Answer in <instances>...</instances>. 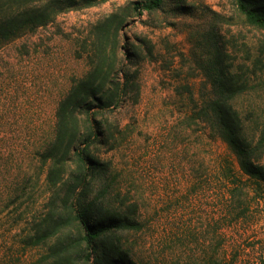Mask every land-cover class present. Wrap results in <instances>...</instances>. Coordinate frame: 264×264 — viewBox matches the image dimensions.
Masks as SVG:
<instances>
[{"label": "rangeland", "instance_id": "1", "mask_svg": "<svg viewBox=\"0 0 264 264\" xmlns=\"http://www.w3.org/2000/svg\"><path fill=\"white\" fill-rule=\"evenodd\" d=\"M135 1L64 12L0 47V264H42L45 246L20 242L25 219L46 209L50 193L36 149L52 136L58 101L90 68L96 25ZM178 1L142 15L128 10L119 29V58L127 39L128 48L150 40L153 54L136 56V88L98 114L115 145L96 144L107 167L92 178L90 196L138 205L141 228L116 234L135 264H264V183L241 171L199 115L211 87L203 33L217 30L239 63L257 55L264 27L248 24L235 0ZM247 98L264 104V87L240 101ZM2 183L18 185V196H6Z\"/></svg>", "mask_w": 264, "mask_h": 264}, {"label": "trees", "instance_id": "2", "mask_svg": "<svg viewBox=\"0 0 264 264\" xmlns=\"http://www.w3.org/2000/svg\"><path fill=\"white\" fill-rule=\"evenodd\" d=\"M105 1L0 0V47L47 26L59 14ZM165 2L138 0L129 8L121 7L126 9L122 15L111 13L100 21L90 68L58 101L52 136L36 149L38 158L48 163L46 209L25 219L20 237L24 246H45L42 264H135L117 244L116 234L141 228L138 205L111 207L90 196L92 178L107 167L96 154V144H107L109 149L115 145L109 144L114 133L98 114L118 107L136 88L138 70L131 71L136 56L153 54L150 40L139 38L140 44L128 48L127 39L123 47L127 52L119 58L118 32L130 15L128 10L152 13ZM235 3L248 24L264 27V0ZM203 39L210 50L202 66L211 87L199 115L236 154L241 171L264 183V104L251 98L240 101L258 86L264 87V81L256 83L264 77V40L253 59L248 56L236 63L217 30L203 33ZM3 188L6 196H18V185L4 183Z\"/></svg>", "mask_w": 264, "mask_h": 264}]
</instances>
